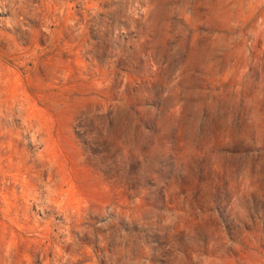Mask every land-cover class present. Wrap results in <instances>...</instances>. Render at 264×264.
Segmentation results:
<instances>
[{
    "label": "rangeland",
    "instance_id": "374dc122",
    "mask_svg": "<svg viewBox=\"0 0 264 264\" xmlns=\"http://www.w3.org/2000/svg\"><path fill=\"white\" fill-rule=\"evenodd\" d=\"M0 264H264V0H0Z\"/></svg>",
    "mask_w": 264,
    "mask_h": 264
}]
</instances>
